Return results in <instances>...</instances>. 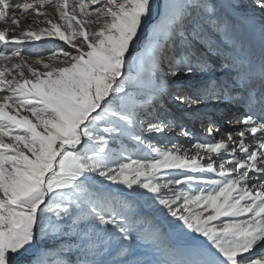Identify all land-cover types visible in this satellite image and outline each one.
<instances>
[{
  "label": "snow or ice",
  "instance_id": "1",
  "mask_svg": "<svg viewBox=\"0 0 264 264\" xmlns=\"http://www.w3.org/2000/svg\"><path fill=\"white\" fill-rule=\"evenodd\" d=\"M32 13L0 30V264H264V0H0Z\"/></svg>",
  "mask_w": 264,
  "mask_h": 264
},
{
  "label": "rangeland",
  "instance_id": "2",
  "mask_svg": "<svg viewBox=\"0 0 264 264\" xmlns=\"http://www.w3.org/2000/svg\"><path fill=\"white\" fill-rule=\"evenodd\" d=\"M69 2L71 5L72 0H69ZM45 10L48 11L49 13H51L53 11L51 8H46ZM35 19H37V16L35 13H32V14H29V15L22 17L20 19V29H16V31H12V25H11L10 21H8V22L0 21V30L8 29L9 30V36H12V35L17 34L19 30L26 27V25L29 21H32ZM42 26H44V25H42ZM34 43H35V47L26 48L25 52H31V53L44 52V53H46L47 50L52 47L51 44H46L43 41L34 42ZM36 58L37 57L35 55H32V57L30 59H28V63L32 64L34 67H40L39 65L35 64ZM40 58L44 59L46 62H50V61H48L47 54L43 55ZM209 111L214 112L218 119L225 117V116L229 117V115L231 116V118H234L235 116L240 115V113L231 111L227 107H224L222 109H209ZM193 131L196 132L198 135L206 136V133L200 132L199 125H197L196 128L193 129Z\"/></svg>",
  "mask_w": 264,
  "mask_h": 264
},
{
  "label": "bare ground",
  "instance_id": "3",
  "mask_svg": "<svg viewBox=\"0 0 264 264\" xmlns=\"http://www.w3.org/2000/svg\"><path fill=\"white\" fill-rule=\"evenodd\" d=\"M228 118H231V116L229 115V117Z\"/></svg>",
  "mask_w": 264,
  "mask_h": 264
}]
</instances>
